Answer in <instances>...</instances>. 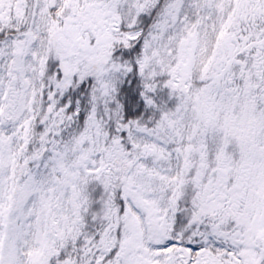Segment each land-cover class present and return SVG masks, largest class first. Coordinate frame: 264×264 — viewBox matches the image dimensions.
<instances>
[{"label": "snow or ice", "instance_id": "snow-or-ice-1", "mask_svg": "<svg viewBox=\"0 0 264 264\" xmlns=\"http://www.w3.org/2000/svg\"><path fill=\"white\" fill-rule=\"evenodd\" d=\"M0 264H264V0H0Z\"/></svg>", "mask_w": 264, "mask_h": 264}]
</instances>
